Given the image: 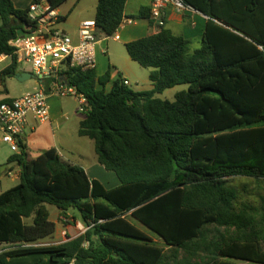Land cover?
I'll list each match as a JSON object with an SVG mask.
<instances>
[{"label": "trees", "instance_id": "trees-1", "mask_svg": "<svg viewBox=\"0 0 264 264\" xmlns=\"http://www.w3.org/2000/svg\"><path fill=\"white\" fill-rule=\"evenodd\" d=\"M67 1L48 0L54 10ZM183 1L208 17L200 49L191 52L189 40L165 27L126 45L150 70L151 91L120 78L106 91L109 72L62 67V82L87 98L78 134L94 141L98 162L120 186L89 180L55 149L30 160L20 142L10 159L21 167L20 182L0 195V244L13 245L0 264H264V245L250 232L255 219L237 210L227 186L231 177L264 179V0ZM12 2L0 0V56H11L2 87L19 66L10 42L32 26L28 9ZM126 3L99 0L97 37L120 28ZM128 18L149 20V10ZM182 84L189 89L174 102L155 98ZM260 204L264 223V198ZM47 205L64 216L76 211L88 230L64 244L26 247L54 236Z\"/></svg>", "mask_w": 264, "mask_h": 264}, {"label": "crops", "instance_id": "crops-1", "mask_svg": "<svg viewBox=\"0 0 264 264\" xmlns=\"http://www.w3.org/2000/svg\"><path fill=\"white\" fill-rule=\"evenodd\" d=\"M12 1H13L12 2L13 6L16 9L25 11L28 9L29 5L35 0H12ZM82 1L83 0L80 1L76 0V3L73 5V8L71 7L69 9L68 14L72 13L75 7ZM151 2L152 0H127L124 9V15L126 17H137L141 10L144 9L149 10V7L151 6ZM97 5H95V10L92 14L89 15L85 14L83 16L76 17L77 28L75 29V32H73V35L69 34L70 37L73 40H75L74 42H77L78 40L77 37L78 28H80L81 23L83 21L95 18ZM55 12L60 16H62V13L60 12V7L58 9H55ZM166 14H167V23L165 28L167 30H170L171 33L175 36H182L184 39L189 40L191 44V52L198 50L196 49L197 48L196 46H200L201 48L203 43V35L205 33V29L208 21L207 16H204L203 14L195 12L193 10L192 11L188 10L184 13H177L172 9H166ZM68 16H65V18L67 19ZM0 24H1V19H0ZM158 31L160 30L153 23H150L148 19H135V23L131 25H121L120 28L116 30V32L112 36L100 35L98 37V42L96 45V53H95V59H96L95 70L98 76L100 77L104 76L108 72L110 73L111 75L110 82L105 86L106 91H109L113 86V81L119 78L126 79L130 84L129 85L130 88L131 82L129 81V78L131 77L133 79L135 77H139V74L136 71L137 67H134V65L130 64L125 58L122 61H117L116 59L112 58L111 54L107 51L109 45H107L108 47L106 49L104 46L105 43L108 42L110 39H112L118 44H122L126 48V45L128 43L136 41L141 38L144 39L146 37L152 36L158 33ZM4 57L5 56H0V60L3 61L0 64V73L3 72L11 63V58H4ZM17 73L27 74V75L31 74L33 75V77L28 79V77L30 76H26V80L23 82L18 81L15 78V75L13 77L7 78L5 81V86L4 87L0 86V102L14 99L17 97H22L23 95L33 92L40 88L41 81L39 80L38 77L34 75L35 73L33 72V68L30 64H22V63L19 64ZM149 79H150V74H149ZM135 82L137 83V80H135ZM15 87H21L18 93H16ZM99 88L102 87L99 86ZM152 89H153V84L149 83L145 89L138 88L135 89L134 91L143 92V91H151ZM63 98L64 97L54 96L48 99V103L50 107V121L44 123L38 122L31 116H29L25 121L24 132L20 142L25 144V152L28 155V158L30 160H33L36 159L41 153L48 151L50 149H55L59 154L60 158L63 161H65L63 159V155L60 150L64 149L66 150L67 153L68 152L77 153L78 157L80 158L79 160L80 162L78 163L73 162L67 164L82 167L85 170V173L87 174L89 180L99 181L108 190L110 189L114 190L118 188L120 186V182L117 179L116 175L111 174L114 172L108 171L104 166H102L98 162L97 155L94 160L92 159L87 163L82 162L83 157L80 154L82 152L72 147V145L66 138L65 123L66 121L71 119L72 116H74V112L68 109V106L62 101ZM71 100L78 107L77 99L72 98ZM83 119L84 118L82 117V119L78 123V129H79V124ZM81 138H86V137H81ZM87 145L91 146L93 152L95 153L94 141H92L91 143L90 142L87 143ZM19 153H20V148H19ZM19 153L12 152L10 148L2 142L1 132H0V187L3 186L4 182H6V179H9L11 182L16 183V185L19 184L21 167L17 161L10 160L13 156ZM8 190L9 189L0 191V195ZM52 222H54L56 226L55 236L61 235L62 238L64 239L62 242H60V244L70 242L86 232V230L84 232L77 231L78 229H76L77 227H75L74 225H69L64 227L58 222L55 221ZM132 222L134 223L135 220ZM77 223L82 224L78 220L76 221V224ZM147 234L152 238L151 233L148 232Z\"/></svg>", "mask_w": 264, "mask_h": 264}, {"label": "built area", "instance_id": "built-area-1", "mask_svg": "<svg viewBox=\"0 0 264 264\" xmlns=\"http://www.w3.org/2000/svg\"><path fill=\"white\" fill-rule=\"evenodd\" d=\"M166 9H172L177 13L192 11L183 0H152L149 7V22L159 30L167 23ZM28 17L32 22V26L27 28L30 32L16 37L10 44L15 48L17 62L32 66L34 75L41 81L40 88L0 104L1 140L15 153H19L25 121L29 116L38 122L50 121L49 98L54 96L75 98L78 102V112L87 114L89 110L87 98L62 82L59 75L65 63L71 67L93 69L96 67L98 37L94 19L81 23L78 28V40L74 42L69 34L55 28L61 17L50 7L48 0L32 2L28 7ZM133 23L134 19L125 17L121 25ZM2 62L0 60V64ZM122 83L128 87L130 85L126 79H122ZM64 222H67V219H64ZM77 226L80 232L88 230L82 224L77 223ZM84 245L88 246L86 243Z\"/></svg>", "mask_w": 264, "mask_h": 264}, {"label": "rangeland", "instance_id": "rangeland-1", "mask_svg": "<svg viewBox=\"0 0 264 264\" xmlns=\"http://www.w3.org/2000/svg\"><path fill=\"white\" fill-rule=\"evenodd\" d=\"M75 3L76 0H68L67 2L62 4V6H60V12L62 13V16L60 15L59 16L61 17L62 21H60L56 27L57 29L71 35H73V32H75V29L77 28L76 17L83 16L85 14L88 15L92 14L95 10V5H97L98 3V0H83L75 7L72 13L68 14L69 9L71 7L73 8V5ZM65 16H68L69 19L68 18L66 19ZM107 45H109L108 49H107L108 47ZM104 46L107 49V51L111 54L112 58L116 59L117 61H122L125 58L130 64L134 65V67H137L136 71L139 74V77H135L133 79L131 77L129 78V81L131 82L130 88L132 90L138 88L145 89L148 86V84L151 83L149 81L150 70L142 68L137 62L131 60L130 57L128 56V52L126 48L122 44H118L117 42L110 39L108 42L105 43ZM196 47H197L196 49L200 48V46H196ZM135 80H137V83L135 82ZM15 88H16V93H18L21 87H15ZM188 89H189L188 84H182L172 89H169L163 93H157L155 97L160 98L163 101L174 102L176 100V95L178 93L187 91ZM71 99L72 98L68 96L62 99V101L68 106V109L74 112V116H72L71 119H69L65 123V134H66V138L68 139L72 147L82 152L80 153L83 157L82 162L87 163L92 159L94 160L96 158V154L93 152L92 147L87 145V143L89 142L91 143L92 140H90V138L87 137L81 138L77 134L78 123L82 119L83 115L82 113L78 112L77 105ZM60 151L66 163L80 162L79 161L80 158L78 157L77 153H69V152L67 153L66 150L64 149ZM111 174L115 175L114 173ZM15 185L16 183L11 182L9 179H6V182H4L3 186L0 187V191L10 189ZM227 186L230 187L232 190H234L237 194V201H235V207L237 208V210H245L248 214H251L254 217L255 224L250 228V232H252L253 235H255L256 237H259L261 239L260 240L261 245H264V223L261 220L262 210L260 204L262 198H264V179H256V177H234V178L231 177L228 179ZM47 208L50 212L49 219L51 221L58 222L64 227L69 225H74L75 227H77L76 229H78L76 221L77 220L80 221L79 220L80 218L76 211L71 210L68 215L64 216L63 214L59 213V210L55 206L47 205ZM64 219H67V222H64ZM134 224L137 227H139L141 230H144L145 232L148 233V231L144 227L140 226L135 222ZM83 226L84 228H86L84 224ZM213 229L214 226L213 227L210 226L206 231L208 235H210V237L214 236V234H212L215 233ZM152 239H153V243L156 244L157 247H161L162 249L168 252L167 250L168 248L166 247V245L162 240H160L158 237L153 235H152ZM63 240L64 239L62 238L61 235L55 236L54 234L52 238H49L40 243L31 244L29 246L40 247V246L57 245L60 244V242H62ZM25 246L27 247L28 245L25 244ZM12 247L13 245L10 244H0V253L9 250ZM181 256H184V254L181 253ZM232 262H234L235 264H253L252 262L237 261V260H232Z\"/></svg>", "mask_w": 264, "mask_h": 264}, {"label": "water", "instance_id": "water-1", "mask_svg": "<svg viewBox=\"0 0 264 264\" xmlns=\"http://www.w3.org/2000/svg\"><path fill=\"white\" fill-rule=\"evenodd\" d=\"M26 76H30V77H28V79L29 78H31V77H33V75H31V74H21V73H17V74H15V78L18 80V81H20V82H23V81H25L26 80Z\"/></svg>", "mask_w": 264, "mask_h": 264}]
</instances>
